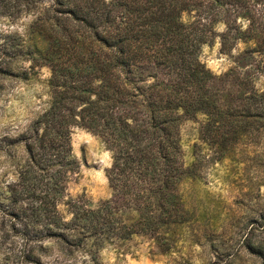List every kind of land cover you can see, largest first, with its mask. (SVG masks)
I'll use <instances>...</instances> for the list:
<instances>
[{
	"label": "trees",
	"instance_id": "trees-1",
	"mask_svg": "<svg viewBox=\"0 0 264 264\" xmlns=\"http://www.w3.org/2000/svg\"><path fill=\"white\" fill-rule=\"evenodd\" d=\"M259 3L0 0V76L29 79L41 66L50 70L46 107L9 139L27 154L7 190L22 234L96 264L108 246L156 258L178 252L187 239L210 241L206 217L199 234L202 220L180 188L199 177L197 162L182 160L180 129L199 118L200 138L216 160L262 139L264 91L246 68L255 55L264 57V16L252 9ZM21 16L30 20L14 27ZM216 37L225 54L245 46L222 75L200 60ZM74 128L97 135L110 151L111 193L96 202L69 197L66 217L58 205L80 176ZM247 247L264 255L261 245Z\"/></svg>",
	"mask_w": 264,
	"mask_h": 264
},
{
	"label": "rangeland",
	"instance_id": "rangeland-1",
	"mask_svg": "<svg viewBox=\"0 0 264 264\" xmlns=\"http://www.w3.org/2000/svg\"><path fill=\"white\" fill-rule=\"evenodd\" d=\"M252 9L258 18L264 16L263 3ZM20 18L14 27L21 28V22L30 20V16ZM243 23L245 26L247 21ZM5 24L0 18V26ZM244 47L240 42L231 53H222L216 37L202 47L200 60L213 73L222 75L234 65V56ZM246 68L255 88L264 91V57L255 55L253 67ZM36 70L29 79L0 76V264H96L79 252L73 256L60 254L50 239H44L41 246L40 242L28 240L21 232V219L9 213L8 186L17 181L27 159L23 143L9 139L27 129L51 96L49 68L41 66ZM199 126V118L181 125L182 160L185 164L195 160L199 177L183 181L180 188L202 220H198L199 234L206 226V217L205 223L212 231L210 241L201 238L199 243H192L187 239L178 252L156 258L143 252L121 253L108 246L100 250L98 264H264V255H256L247 247L248 242L264 247V134L259 143H241L216 160L211 147L200 138ZM71 144L80 161V176L68 185L58 205L66 217L69 211L65 202L69 197L81 195L96 202L111 193L106 175L111 153L101 139L74 128Z\"/></svg>",
	"mask_w": 264,
	"mask_h": 264
}]
</instances>
